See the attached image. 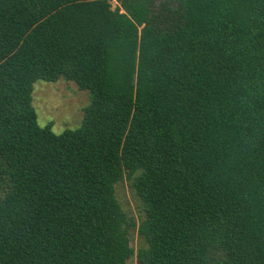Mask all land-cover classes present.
I'll list each match as a JSON object with an SVG mask.
<instances>
[{
    "label": "trees",
    "instance_id": "trees-1",
    "mask_svg": "<svg viewBox=\"0 0 264 264\" xmlns=\"http://www.w3.org/2000/svg\"><path fill=\"white\" fill-rule=\"evenodd\" d=\"M0 0V264H264V0ZM90 95L40 128L36 81Z\"/></svg>",
    "mask_w": 264,
    "mask_h": 264
},
{
    "label": "rangeland",
    "instance_id": "rangeland-1",
    "mask_svg": "<svg viewBox=\"0 0 264 264\" xmlns=\"http://www.w3.org/2000/svg\"><path fill=\"white\" fill-rule=\"evenodd\" d=\"M162 0H156L155 6ZM111 9L117 7L115 0H108ZM90 95L85 91H79L71 82L58 79L54 83L36 81L32 85L31 107L36 115V124L42 128L50 125V131L59 135L65 130H75L82 120L83 109L88 106ZM114 196L120 207L131 220L135 228L130 230L128 239L129 247L133 255L126 261V264H138L135 253L142 242L136 233V225L142 218V208L133 194L130 182L123 180L114 186ZM221 255L214 253L210 264H218Z\"/></svg>",
    "mask_w": 264,
    "mask_h": 264
}]
</instances>
